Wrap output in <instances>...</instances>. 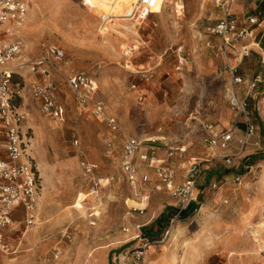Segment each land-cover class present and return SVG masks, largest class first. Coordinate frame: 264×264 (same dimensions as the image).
I'll return each mask as SVG.
<instances>
[{"label": "rangeland", "instance_id": "374dc122", "mask_svg": "<svg viewBox=\"0 0 264 264\" xmlns=\"http://www.w3.org/2000/svg\"><path fill=\"white\" fill-rule=\"evenodd\" d=\"M28 1L24 24L6 40H21L20 61L45 55L49 45L63 49L62 74L53 72L52 78L64 119L42 115L24 89L21 107L28 114L21 129L30 140L27 149L38 180L36 219L26 225L22 209L13 211L12 225L3 230L10 251L0 250V264H264V130L257 128L242 148L235 140L226 148L203 141L204 124L225 122L218 127L229 128L236 119L223 95L224 77L206 67L215 52L206 45L214 43L207 27L220 16L214 2L165 0L161 12L141 21L124 26L113 20L100 29L99 15L82 0ZM9 25L16 28L14 22ZM18 71L14 81L24 86L40 78ZM76 71L96 79L95 98L128 134L143 143L184 145L183 159H171L184 161V167L187 158L201 161L204 170L190 214L168 219L164 227L156 218L162 210L169 218L175 199L165 191L152 192L147 202L133 195L119 170L120 134L91 115L90 106L80 111L66 84L65 75ZM245 72L249 79L263 76L250 65ZM263 98L260 88L246 102L264 115ZM80 160L97 165L102 183L97 192H90ZM245 163L252 167L249 173ZM236 175L239 181H233ZM109 176L113 180L105 185ZM160 227L146 241L143 233ZM139 249L143 255L136 258Z\"/></svg>", "mask_w": 264, "mask_h": 264}, {"label": "built area", "instance_id": "2783aa9c", "mask_svg": "<svg viewBox=\"0 0 264 264\" xmlns=\"http://www.w3.org/2000/svg\"><path fill=\"white\" fill-rule=\"evenodd\" d=\"M155 2L156 0H136L125 17L141 21L151 13V6ZM214 2L220 8L221 15L216 23L207 27V34L217 37L218 41L215 44L207 41L206 45L215 49L216 54L223 61L222 69L218 74L225 79L223 95L234 111L236 119L229 128L204 124L203 129L206 135L203 141L213 147L226 148L235 140L242 148L252 142L257 130L251 122V111L246 97L263 80L261 75L257 74L252 80L246 81L238 72V64L249 49L246 46L238 47L237 45L241 40L251 36L252 25L259 26L261 20L253 15L238 17L232 10L234 0H214ZM28 8V0H0V123L4 130V154H0V250L3 252L10 251L3 230L12 225L13 211L18 208L22 209L26 225L33 224L36 219L39 186L36 169L27 149L30 140L26 138V134L24 135L21 129L28 114L26 109L21 107L24 89L37 101L38 111L42 115L56 121L64 119L63 109L58 105L57 84L52 78L53 72L62 74L61 64L65 57L63 49L57 45H49L45 55H40L33 60L20 61L23 43L19 39L6 40L11 36L14 37L15 34L8 31L6 27L12 22L19 27L28 13ZM108 19V14H101L99 16L100 25L105 24ZM180 53L181 47L179 46L176 54L179 59L178 63L182 64L184 58L180 56ZM234 58L238 59L235 64L232 62ZM19 69H25L30 74H38L40 78L28 81L24 86V81L22 84L14 81L15 75L21 76ZM65 80L80 111L90 106L91 115L103 121L111 133L120 134L122 149L119 170L123 179L133 189V195L147 202L152 192H167L176 201L174 215L170 222L178 218L189 204L196 201V184L204 170L201 161L190 160L183 168L181 179L178 181V175L169 161L173 157H183L186 153L184 145L160 146L152 142L143 143L128 134L117 118L109 114L105 105L95 98L98 91L95 78L84 71H76L65 75ZM238 87H243L241 94L238 92ZM240 117L245 127L242 135L235 137ZM73 142L77 144V139L74 138ZM253 143L259 145V141ZM160 151L163 152V156L158 154ZM225 161L230 163L228 155ZM79 165L82 175L89 177L90 192H97L102 184L95 175L97 165L87 160H80ZM245 166L246 172L249 173L252 167L247 163ZM240 179L241 177L236 175L233 181ZM105 180V185L109 184L113 176ZM211 185L215 187L214 182ZM148 244L149 242H144V245ZM136 252V258L143 255L140 249Z\"/></svg>", "mask_w": 264, "mask_h": 264}, {"label": "crops", "instance_id": "0c3cea01", "mask_svg": "<svg viewBox=\"0 0 264 264\" xmlns=\"http://www.w3.org/2000/svg\"><path fill=\"white\" fill-rule=\"evenodd\" d=\"M212 1L214 2V0H212ZM214 5H215V2H214ZM217 9H218L219 14L221 15L220 8L217 7ZM232 10L238 17H243L246 15H253V16H256L259 20H261V23L259 26L252 25L251 36L241 40L239 42V44L237 45L238 47L246 46L250 52V55L249 56L247 55L249 53L248 52L246 55L243 56L241 63L239 62L240 65L238 64V72L244 77V79L246 81H250L253 79V76L250 79L247 78L248 74H247V72H245L247 65H250L252 67V69H254V70L255 69L261 70L262 74H263V76H262L259 73L261 75L263 81L261 83H259L256 86V88L254 89V91L251 92L249 95L250 97L253 98V96L259 94L260 88L264 89V72H263V68H264V0H234V2L232 4ZM216 21H215V23H216ZM210 37L214 43H216L218 41L217 37H215L213 35H210ZM212 51H215V50L212 49ZM222 66H223V61H222L221 57L216 54V52H214V56H212L210 58V60H207V63H206L207 68L219 70V71H221ZM241 89H243V87H238V92H240L239 94H241ZM261 101H264V98ZM249 102H250V100H248V107L251 111V122L253 120V123L256 126V128H260V130L262 131V130H264V115H263L262 111H259L258 107H257V110L255 112L252 111ZM238 121H240V122L238 123V128L236 130L235 137L241 136L243 131H244V127H245L244 123H243V119L241 117L238 119ZM221 125L224 126L225 122L218 123L216 126L218 127ZM0 131L2 134V143L0 145V154L3 155L4 154V149H3L4 130H3L1 123H0ZM201 148L202 147H200V149ZM191 152H192V149L190 150L189 154ZM158 154L160 156H163L162 151L158 152ZM189 154L187 157H189ZM200 154H201V152H200ZM190 156L192 157L191 159H193L194 156H192V155H190ZM179 159H183V157L179 158ZM188 159L189 158H187V161L185 160V162H189L190 160H188ZM169 162H170L171 166L174 167L176 173L178 172V174H179L180 171L183 172V168L185 165V164H183L184 161H183V163H182V161L181 162H172L171 160ZM180 179H181L180 176H178L177 180L179 181ZM142 210H143V207H142ZM161 212H163V210Z\"/></svg>", "mask_w": 264, "mask_h": 264}, {"label": "bare ground", "instance_id": "6f19581e", "mask_svg": "<svg viewBox=\"0 0 264 264\" xmlns=\"http://www.w3.org/2000/svg\"><path fill=\"white\" fill-rule=\"evenodd\" d=\"M135 1L136 0H84L83 3L85 6L90 7L91 13H93L95 16L97 15L100 16L103 13L108 14L109 19L106 21L105 24L100 25L101 26L100 29H104L113 20L125 26V23L131 20L130 18H127L125 16L127 15V11L132 8L133 3ZM164 2L165 0H156V2L151 6L150 12L151 13L160 12L162 9V6L164 5ZM176 5H177L176 9L178 11H181V4L180 5L176 4ZM27 14L25 16L23 23L20 24L19 27L12 29L10 26H8L6 27L7 30L8 31L10 30L11 33H16L17 29L20 28L24 24ZM260 242H263V241H260Z\"/></svg>", "mask_w": 264, "mask_h": 264}, {"label": "trees", "instance_id": "16d2710c", "mask_svg": "<svg viewBox=\"0 0 264 264\" xmlns=\"http://www.w3.org/2000/svg\"><path fill=\"white\" fill-rule=\"evenodd\" d=\"M195 208V206H193V203L189 204L188 207L182 211L179 215V217H185L188 214H190L192 212V210ZM169 210H172L171 208ZM174 215V210L172 215L168 218V216H166L165 211H163L162 213H160V215L156 218V221L162 220L164 223V227L167 226L168 223V219L170 220L172 218V216ZM161 227L159 229L156 230V232H151L150 230H146L143 233V236L146 238V241H152V237H155L158 235V232L160 231Z\"/></svg>", "mask_w": 264, "mask_h": 264}]
</instances>
